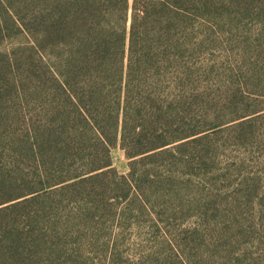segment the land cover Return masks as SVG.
I'll return each mask as SVG.
<instances>
[{
	"label": "trees",
	"instance_id": "16d2710c",
	"mask_svg": "<svg viewBox=\"0 0 264 264\" xmlns=\"http://www.w3.org/2000/svg\"><path fill=\"white\" fill-rule=\"evenodd\" d=\"M217 6L229 43L215 60L199 52L215 31ZM6 11L28 31L18 11ZM34 19L35 124L26 129L35 139L29 135L32 142L24 149L19 142L12 146L15 166L5 172L24 178L27 172L17 161L26 159L35 169L36 185L0 200L5 203L1 230L6 227L2 214L51 185L77 186L74 202L82 196L80 188L92 201L101 194L98 188L108 189V198L122 199L120 217L135 213L130 199L138 210L150 208V195L163 198L168 183L178 198L181 174L161 169L193 165L178 152L206 136L209 127L202 120L217 103L232 114L212 127L230 122L234 143L251 145L257 159L264 157V0H35ZM116 144L128 158L126 174L111 163L110 148ZM234 160L243 165L241 157ZM260 169L249 174L233 166L223 172V179L232 175L233 180L226 184L225 212L215 214L208 264H264ZM156 181L160 189L150 191ZM214 186L220 199L221 187ZM29 216L35 223V264H43L54 249L38 261L48 240L36 226L38 212ZM16 239L20 246V236ZM21 251L15 255L20 264Z\"/></svg>",
	"mask_w": 264,
	"mask_h": 264
},
{
	"label": "rangeland",
	"instance_id": "374dc122",
	"mask_svg": "<svg viewBox=\"0 0 264 264\" xmlns=\"http://www.w3.org/2000/svg\"><path fill=\"white\" fill-rule=\"evenodd\" d=\"M6 8L19 12L28 31L16 18L15 23L12 21ZM220 10L221 6L215 9V31L210 33L211 39L206 38V44L202 45L201 57L218 60L229 43L226 24L224 20H219ZM34 15L35 0H0V200L28 191L36 185L35 169L25 165L26 159L17 161L27 172L24 178H20L23 176L21 173L15 176V173L5 172L15 166L12 146L19 142L24 149L32 142L29 135L32 134V139H35V133L29 134L26 129V124H35ZM219 78L220 74L216 71L213 82L215 103L219 102ZM228 110L217 103L209 117L202 120V124L209 127L205 130L206 136L192 147L178 152L179 156L183 154L193 162L191 167L170 164L161 169V172L172 170L181 174L183 180L180 184L183 183V187L177 188L178 198H173L176 190L172 191L173 187L168 183V193L163 198L148 196L150 208L138 210L137 201L134 203L130 199V211L135 213L128 212L129 216L120 217L122 199L108 198V192H111L108 189L98 188L101 194L92 201L85 196L86 188H80L82 196L74 202L72 192L77 186H48L34 192L38 194L16 210L2 214L6 227L0 229V263L20 264L19 257L15 255L16 251L23 249L22 264H35V229L32 228L35 223L30 216L28 218V214H35V211L39 214L36 226L42 232L46 231L48 240V247L43 249L44 253L37 258L38 261L41 263V257L54 249L52 257L48 255L49 260L43 264H208L209 259L212 263L215 214L225 212L230 198L226 184L233 180L229 174L230 178L223 179V172L233 166L249 174L264 168V157L257 159L256 151H251L255 150L254 147L234 143L236 132L227 128L230 122L212 127L214 123L223 122L231 116ZM240 157L243 167L232 164L235 158ZM110 158L118 173H127L128 158L118 144L110 148ZM187 176L190 178L188 183ZM260 182L264 184V175H261ZM160 184L153 182L149 190H159ZM215 184L221 187L220 199L214 192ZM142 186L147 189L146 184ZM150 191L148 193L151 194ZM18 236L22 249L17 245Z\"/></svg>",
	"mask_w": 264,
	"mask_h": 264
}]
</instances>
